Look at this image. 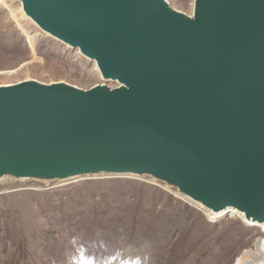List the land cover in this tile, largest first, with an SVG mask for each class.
Wrapping results in <instances>:
<instances>
[{
    "label": "water",
    "instance_id": "95a60500",
    "mask_svg": "<svg viewBox=\"0 0 264 264\" xmlns=\"http://www.w3.org/2000/svg\"><path fill=\"white\" fill-rule=\"evenodd\" d=\"M18 1L104 82L0 84V183L148 177L264 223V0Z\"/></svg>",
    "mask_w": 264,
    "mask_h": 264
},
{
    "label": "rangeland",
    "instance_id": "374dc122",
    "mask_svg": "<svg viewBox=\"0 0 264 264\" xmlns=\"http://www.w3.org/2000/svg\"><path fill=\"white\" fill-rule=\"evenodd\" d=\"M3 1L0 84L104 82L95 62L23 16L20 1ZM168 1L193 12L194 0ZM26 31L36 36L33 47ZM261 237L259 226L228 212L211 217L148 177L0 183V264H235Z\"/></svg>",
    "mask_w": 264,
    "mask_h": 264
},
{
    "label": "bare ground",
    "instance_id": "6f19581e",
    "mask_svg": "<svg viewBox=\"0 0 264 264\" xmlns=\"http://www.w3.org/2000/svg\"><path fill=\"white\" fill-rule=\"evenodd\" d=\"M1 2H4L3 0H0ZM5 3V2H4ZM22 7V4H21ZM22 12L21 14L25 17H27L28 19H30L25 12L23 11V8L21 9ZM14 19L17 21L18 18L16 16V14H13ZM31 20V19H30ZM19 25V27L22 28L20 23H17ZM27 34V38L29 43L32 45V47L34 46L35 43V38L36 36L33 34L28 33V31H26ZM86 57V56H85ZM89 59V58H88ZM95 62V61H93ZM95 65L97 67V64L95 62ZM109 176V175H107ZM64 182V181H62ZM205 213L211 217H218L219 215L214 214L211 210L208 209H204ZM224 212H228L231 213L233 215H238L240 216L246 223L251 224V225H256L259 226L261 228V230L264 232V223H254V222H249L247 221L242 213H240L238 210L235 209H229V210H224L220 216L224 213ZM235 264H264V237L258 238L257 242H256V249L255 250H246L243 254H241L238 259L237 262Z\"/></svg>",
    "mask_w": 264,
    "mask_h": 264
}]
</instances>
